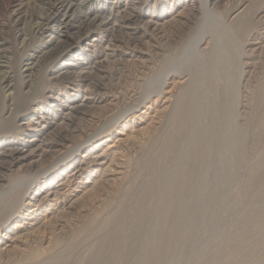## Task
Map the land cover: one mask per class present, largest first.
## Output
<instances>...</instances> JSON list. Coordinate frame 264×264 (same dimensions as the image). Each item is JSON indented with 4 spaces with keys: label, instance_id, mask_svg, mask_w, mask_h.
I'll return each instance as SVG.
<instances>
[{
    "label": "rangeland",
    "instance_id": "1",
    "mask_svg": "<svg viewBox=\"0 0 264 264\" xmlns=\"http://www.w3.org/2000/svg\"><path fill=\"white\" fill-rule=\"evenodd\" d=\"M55 1L0 0V140H23L30 130L21 120L40 118V106L54 109L44 121L57 122L61 109L88 99L62 131L76 152L49 177L87 163L90 141L93 152L111 148L104 167L112 168L104 175L99 164L67 183L64 202L39 210L41 227L29 237L17 229L25 237L0 253V264H264V0H213L212 11L200 0H143V21L132 26L147 35L109 36L92 25L100 41L83 49L89 68L81 78L82 67L58 70L59 55L44 57L61 35L38 30ZM92 3L76 1L73 24L93 16ZM111 3L96 15L106 16ZM150 18L158 25L147 29L142 22ZM199 33L206 50L196 52ZM55 134L49 139L60 142ZM45 180L36 179L20 215L0 226V249L12 244L6 229L13 221L35 223L25 215L38 188L54 185Z\"/></svg>",
    "mask_w": 264,
    "mask_h": 264
},
{
    "label": "bare ground",
    "instance_id": "2",
    "mask_svg": "<svg viewBox=\"0 0 264 264\" xmlns=\"http://www.w3.org/2000/svg\"><path fill=\"white\" fill-rule=\"evenodd\" d=\"M76 1L77 0H56L54 6L52 5V8H51V9L54 10L52 15L51 16H47L45 18L46 20L38 25V27H39L38 30L42 31V33L50 32L49 33L50 36L53 33H56V34L60 33L61 34L59 36L60 39L59 40L56 39L53 42L54 44L52 43L53 44L52 49H50L48 52L46 51V54L44 53L45 54L44 57H46L48 55H51V57H52L55 54H57V55H59L61 57L60 59H61L62 62L58 65L59 66L58 70L61 69V68H63V69L69 68L70 69L69 66L71 64H76L78 66V68L82 67L81 69L78 70L79 71L78 75L80 76V78H81V76L83 77L88 72V71L85 70V68L88 69L89 67L86 66L87 62H86V60H84V59H86V56L83 55L85 53V52H83V49L85 47L89 46V48H86V49H87V51H90L92 49V47L94 48L96 46V43L100 41L99 40L100 36L97 34V32H95V30L92 31L93 28L90 29L92 25H94V24H96L98 22H99V26H101L102 28H103V26H105L106 29L103 28L105 30L104 33L106 32L105 34L109 35V36L115 34V32L116 33L117 32L118 33H123V30L125 31V29H128L129 31L133 30L135 32V34H137V33H141L142 34V35L141 34L133 35L132 38H134V37L139 38V36L142 37L143 35H147L144 32H140L141 31V30H139L140 28L132 26L133 22L135 20L139 21V22L143 21L142 18L140 17V14H139V12H141L142 9H143V7H142V5H143L142 1L143 0H122L121 2L119 0H116V1H114L112 3L109 0H104V1L103 0H94L95 3L94 4L92 3L93 5L90 7V12L93 13V16H86L85 19L79 25L73 24V22H72L73 20H72V17H71L72 15L70 13V11H72V10H74V8H76L75 7ZM109 2L111 3L110 8L108 9L109 13L108 14L106 13V16H104V17H102V15H101V17H98L99 15L97 14L98 15L97 16L96 13L103 12L104 10H106L107 5L110 4ZM200 2H202V4H203V5H200L202 7V9H205L206 11H212L211 7L213 6V0H200ZM214 2H215V0H214ZM74 12H76V11H74ZM59 14L62 15L63 19L61 20L62 21L61 23H54V25H58L57 28L54 29V26H51V27L48 26L49 25V21H51V20H53V22L56 21V19L59 16ZM103 15H105V14H103ZM20 17L22 18L23 15L20 16ZM173 17H174L173 20H175V19L179 20L176 16H173ZM142 23L147 29H149L150 28L149 26L152 25V24L158 25V23L155 20H153L152 18H150V20L144 21ZM128 24H129V26H128ZM134 24H135V22H134ZM189 24L191 25V27L193 26V23H189ZM36 25H37V23H36ZM61 27H63V29ZM92 34L94 35V37L91 39L90 37H91ZM199 35H200V33H199ZM199 35H197V36L195 35V37H194V41H196V46H195V51L196 52H201V51L206 50V47H202V41H203L204 38H203L202 35H200V36ZM141 37H140V39H141ZM113 39H115V38H113ZM129 40H131L130 37H129ZM109 41H110V39H109ZM111 42H113V41H111ZM113 43H112V45L111 44L110 45L113 46ZM143 44H144V41H143ZM115 46H120V45H117V43H116V44H114L113 47H115ZM114 49H110V50L113 51ZM105 50H107V49H105ZM114 52H115V50H114ZM106 53H108V52H106ZM67 56H70V62H68V63L65 62V59H66ZM43 60H45V59H43ZM32 67H28L27 68L29 70V72H30V69ZM36 68H37V65H36ZM144 71H145V69H144ZM174 71L176 72V70H174ZM35 72L36 71L34 70L33 73H35ZM75 73H76V71H75ZM59 74H61V73H59ZM64 74L68 75L69 72H64ZM170 74L171 73H168L166 75V77L161 81L160 85L162 87V90H163V88L165 86H167V83H168V81H167L168 77L167 76L170 75ZM4 75H6V74H4ZM8 76L10 77V75H8ZM32 76L33 75H31V77ZM28 77H30V76H28ZM33 77H35V76H33ZM52 77H53V75H52ZM57 77H59V76H56L55 78H57ZM172 78L173 77H171L169 79H172ZM3 79H5V78L3 77ZM74 80H76V79H73V81ZM8 84H10V83H8ZM96 88L99 89L100 86H97ZM162 90L160 92H162ZM52 97L54 98V96H52ZM52 101L55 102V100H53V99H52ZM68 101H70V100L68 99ZM89 102H91V101L88 100V99L82 100L80 102H78V101L72 102L73 106L61 109L63 111V114H62L63 116L60 117L61 121L59 120L57 122L54 121V120H49V118L47 120L45 119L46 121H44L43 118H46L45 114H50L51 115L50 110H54V109L53 108H47V106L46 107L45 106H40L43 109V111H42L43 114L40 116V118H39V116L38 117H34L33 116V117H30V118H26V119L21 120V124H22L21 126L24 127L25 129L28 128L30 130L29 133L26 134V137L22 138L23 140L17 141V142H13V143L10 142V141L6 142V141H1L0 140V226L4 223V227L6 228L5 224L9 220H11L14 215H16V214L18 216L20 215V212L22 210V206L24 204L26 196L29 193V190H31V187L33 186L34 182L36 181L37 178H39L40 175L44 174V180H45L46 178H48L49 176L52 175L51 173H49L52 170V168H55L59 164L62 165L63 163H65L66 159L72 157L75 154L76 151L74 152L73 150H75L77 147H74V146H72V144H70L71 140L68 137L69 134L65 133V132H62V131L65 130L64 124L66 122L72 124V121H73L72 117H74L75 115H71V114H73V113L76 114L77 113L76 116H78V114H80L79 110H83L84 111L83 108L86 107ZM55 106H59V104L57 103V104H55ZM12 109H10V111L8 112L9 115L12 114L11 111L14 110V109L13 110ZM41 118H42V120H41ZM115 118H117V117H115ZM51 126H52L51 130L46 129V128H49ZM54 132H56V134L58 133L57 137L60 136V142L59 141L55 142L56 141L55 137H54L55 139H53V140L49 139V137L51 138V135ZM56 134H55V136H56ZM71 137H73V136H71ZM52 138H53V135H52ZM58 140H59V138H58ZM104 141H106V140H104ZM90 143L93 144V145H88V146H90V148H88V146L85 145L88 148V153H86L84 155V156H87V159H88L87 163H85L86 161L85 162L81 161L77 165H75L73 170L67 171V172L74 171V173H72V175H70V176H68L69 173L67 174L66 171H64V168H66L67 166L69 168V164H67L66 167L62 166L63 168L59 169V170H61L60 171L61 174H65L66 175L64 178L59 179V180L56 181V177H58L57 175L59 173V171H56L54 177H49L47 180H45L43 182V184L45 185V184H47L48 181H51V183H48L47 185L51 186V185L54 184L52 187H50L49 189L44 191V193L39 192L40 188H38V190H37L38 192L32 197L31 201L29 202V204H32V206H31L30 209H28V211L26 212V215H25V216H27L26 217L27 219L33 220V221H35V223H32L31 225H22V222H17L16 221L17 223H15L13 221V223L15 224L14 227L11 228V229H9V228L6 229L7 234L9 233L7 238L11 239L12 244L9 243L10 245H6V243H5L6 246L4 247V249H2V248L0 249V253L1 252H5V250L9 251L10 247L8 248L7 246H11L12 245L13 247H15V245L18 243L15 240H18V239L22 240V237L25 234H27V235L31 234L32 235V232L35 231V229L41 227V224L39 222L40 219H38L39 216H38L37 212L39 210H41L43 207L46 208L45 210L44 209L43 210L48 212L53 207H55L57 205L60 206V204L63 203L64 200H65L63 198H65L67 196V194L65 193L66 192L65 189L67 188L66 187L67 183H69V182L71 183L74 179H78L79 180L80 177L83 175V173L87 169L91 168L92 171H93V166H96V165H99V164L102 165L101 170L104 169L103 170V172H104L103 174L105 175V172H106V174L108 173L107 171H109V169L112 168L111 165L109 166V164H108V166H106V167H104V166H105V164L107 162V161H105V159L107 158L106 154L109 152L108 150L111 149V148H109V146H108L107 148L104 147L101 151H96V152L94 151L93 152L92 146L94 147L95 144H94V142H91V141H90ZM78 147H80V145ZM50 158H52V159L56 158V160L58 158L59 161L56 162V160H55V163L51 164V163H49L51 161ZM61 161H63V162L61 163ZM111 170H113V169H111ZM24 176H27L28 179H22ZM67 177H68V179H66ZM94 185H96V184H94ZM68 187H69V185H68ZM74 197H76V196H74ZM71 202H73V201H71ZM67 204H66V206H67ZM63 205H65V204H63ZM71 206H69V207H71ZM67 209H68V207H67ZM68 210H70V209H68ZM55 212H56V210H55ZM60 212H58V213H60ZM58 213H55V215L56 214L58 215ZM57 215H56V217H57ZM59 216H60V214H59ZM111 217H112V219L115 218V217L113 218V215L110 216V218ZM46 218H48V217L44 218L45 221H46ZM110 218L107 220L106 226L110 222L113 221ZM41 221H43V220H41ZM91 221H93V219H91ZM48 222H51V221H49V218H48ZM90 222H88L86 224L87 225L89 224L91 226L92 223H90ZM44 223H46V222H44ZM65 223H67V222L65 221ZM49 225H50V223H49ZM84 225H85V223H84ZM7 227H9V226L7 225ZM21 227H23L24 230H25V233L23 232L24 235H20V234H18V231H16L17 229H19ZM87 227L88 226H86V228ZM84 228L85 227L83 226V230H85ZM47 230H49V229H47ZM40 232H39L38 236H40ZM47 233H48V231H47ZM11 234H14V236L15 235L16 236L14 237ZM29 236L30 235H28V237ZM36 240L37 239L35 238L34 242ZM38 241H39V239H38ZM13 242H14V245H13ZM36 246H38L37 243H36ZM0 247H2V245ZM45 249H46V247H45ZM40 254H41L40 250L36 249L35 253H34V256L38 257Z\"/></svg>",
    "mask_w": 264,
    "mask_h": 264
}]
</instances>
